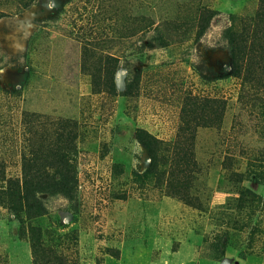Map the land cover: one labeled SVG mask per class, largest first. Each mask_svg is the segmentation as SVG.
Here are the masks:
<instances>
[{"label": "rangeland", "instance_id": "1", "mask_svg": "<svg viewBox=\"0 0 264 264\" xmlns=\"http://www.w3.org/2000/svg\"><path fill=\"white\" fill-rule=\"evenodd\" d=\"M26 1L0 0V189L62 153L72 192L31 220L0 194V233L39 227L63 264H264V29L246 79L227 38L261 0ZM184 116L193 205L139 177L138 130L173 144Z\"/></svg>", "mask_w": 264, "mask_h": 264}, {"label": "trees", "instance_id": "2", "mask_svg": "<svg viewBox=\"0 0 264 264\" xmlns=\"http://www.w3.org/2000/svg\"><path fill=\"white\" fill-rule=\"evenodd\" d=\"M31 3L32 0L26 1L23 7L27 8ZM258 28L264 29V0L260 1V8L255 19L250 20L248 24L244 23V26L242 24L239 31H229L227 35L234 73L239 76L243 75L245 79L250 74L252 43L249 45L248 43L253 39L252 32ZM250 30L251 34L249 33ZM253 100L258 101L264 109L263 95L257 93ZM210 102L207 98H203L199 103L200 110L203 112L207 110L211 106ZM214 102L220 103L218 100ZM65 122L69 124L68 121ZM194 135L195 128L189 125L185 116L178 137L173 144L166 143L146 131L138 130L137 133L138 140L147 149L150 156L148 168L139 177L143 181L149 182H152L150 180L153 179L152 185H157L160 180H163L166 184L165 193L167 195L176 196L184 203L191 205L194 204V200L189 194V189L192 187V175L197 168L192 148ZM65 161V156L62 153L42 164L38 163L34 157L30 160L23 157L24 166L30 162L33 164L32 173L24 176L22 182L15 179L7 180L4 175L1 177L2 181H7V187L0 189V194L5 196L3 202L6 207L18 217L24 213L26 219L31 220L47 213L46 207L37 197L38 194L56 192L68 194L70 198L72 191L66 187L67 170L62 169ZM234 177H238V175L232 173L230 179H234ZM249 195L251 196V194ZM243 201L240 196L238 202ZM238 207L242 206L239 204ZM20 234L22 236V231ZM27 237L31 247L33 264H49L51 262L63 264L67 261L63 253H59L55 248L47 247L44 244L43 232L39 227L28 224Z\"/></svg>", "mask_w": 264, "mask_h": 264}, {"label": "crops", "instance_id": "3", "mask_svg": "<svg viewBox=\"0 0 264 264\" xmlns=\"http://www.w3.org/2000/svg\"><path fill=\"white\" fill-rule=\"evenodd\" d=\"M228 3H231V0ZM233 7L234 10L238 9L237 5ZM0 234L2 240L10 241L8 246L5 247L7 264H33L30 243L27 239L21 238L16 232L14 234L1 232Z\"/></svg>", "mask_w": 264, "mask_h": 264}]
</instances>
